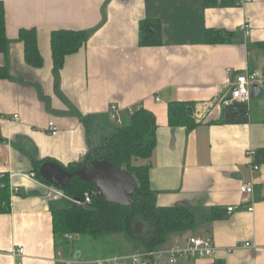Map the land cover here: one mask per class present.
<instances>
[{"label": "crops", "instance_id": "obj_1", "mask_svg": "<svg viewBox=\"0 0 264 264\" xmlns=\"http://www.w3.org/2000/svg\"><path fill=\"white\" fill-rule=\"evenodd\" d=\"M0 1L9 40L6 54H0V67L8 73L0 79V115L21 117L0 120V174H8L19 190L11 196V211L0 214V264H60L58 253L67 264H113L111 258L135 253L120 235L106 238L110 250L98 259L87 256L82 238L57 240L51 212L65 199L30 177L34 159L67 167L103 146L119 128L108 115L112 103L125 110L142 105L155 116L150 183L157 204L194 212L195 229L171 235L163 247L184 246L191 237L210 238L218 248L238 247L215 259L177 264H264V87L248 103L230 100L229 88L247 70L264 80V0L228 8L205 7L204 0ZM145 19L161 21V46L140 47ZM244 23L251 28L248 36ZM21 29L37 30L41 68L26 63ZM60 29L86 30L90 36L56 71L50 38ZM210 29L233 37L206 44ZM171 102L193 103L198 127L189 133L170 127ZM122 116L125 125L130 117L126 111ZM49 122L58 127L56 136L49 133ZM252 163L260 171L253 196L244 197L240 187L254 178ZM213 209L224 216L208 221ZM247 242L255 247H243ZM19 246L25 255L14 258ZM154 264L169 263L160 255Z\"/></svg>", "mask_w": 264, "mask_h": 264}, {"label": "trees", "instance_id": "obj_2", "mask_svg": "<svg viewBox=\"0 0 264 264\" xmlns=\"http://www.w3.org/2000/svg\"><path fill=\"white\" fill-rule=\"evenodd\" d=\"M240 0H204L205 7H237ZM90 32L86 30L60 29L51 33L50 45L56 71H59L68 56L76 54L88 41ZM233 33L210 29L205 32V42L209 45H221L230 42ZM19 39L24 44L26 63L33 68H41L44 58L39 50L36 29H21ZM6 11L0 1V54L8 50ZM139 45L159 47L162 45V24L158 19H145L139 26ZM264 49V44H260ZM8 77L5 67H0V79ZM170 127L185 128L192 132L198 127L194 119V104L190 102H171L168 107ZM158 124L155 116L141 108L129 122L119 127L115 133L105 139L101 147L93 148L86 154L82 162L71 163L64 167L74 173L92 160H107L118 168L130 173L137 182V190L133 193L134 203L121 206L103 200L99 190L93 184L73 176L65 189V206L52 207L53 232L57 240L64 239L65 234L87 237L94 241L114 235H123L133 250L154 252L167 244L173 234L192 231L196 227L195 215L190 207H161L157 204V194L150 183V160L157 147ZM145 161L135 165L134 161ZM48 160H32V172L39 176L40 167ZM49 184V183H47ZM51 185V184H50ZM91 196V203L83 205L85 195ZM11 184L8 174H0V214L11 211ZM224 216L220 209H213L208 221ZM146 225L144 235L134 231L136 222ZM219 264V263H217Z\"/></svg>", "mask_w": 264, "mask_h": 264}, {"label": "built area", "instance_id": "obj_3", "mask_svg": "<svg viewBox=\"0 0 264 264\" xmlns=\"http://www.w3.org/2000/svg\"><path fill=\"white\" fill-rule=\"evenodd\" d=\"M252 2V0H240L237 7H242L247 3ZM242 31L246 36L251 34V28L248 23H244L242 25ZM262 74L258 71L247 70L241 75H238L235 80L229 83V88L231 92L230 100H236L241 102H250L252 99L253 87L258 86L260 89L264 87V80L262 79ZM156 101L160 102V98H156ZM142 108V105L138 107H130L126 110L119 103H112L108 109L109 118L117 125L123 126L124 119L122 116V112L126 111L127 116L132 117L138 110ZM0 120H8L10 122H20L21 117L19 114H14L12 116L0 115ZM48 131L52 136H56L58 134V127L54 122H49ZM85 156V154H83ZM250 158L254 156L253 152L249 153ZM260 171V166L256 163H252V172L254 174V178L250 182L243 183L240 187V192L244 197L253 196L255 192V179L258 177L255 176ZM30 177L36 179L41 182L40 179L35 175V173H31ZM43 183V182H42ZM47 184V183H46ZM50 185V184H48ZM55 192H57L63 199L65 198L63 192L51 185ZM19 190L17 188L11 187V196L12 194H17ZM79 204L88 205L91 203V196L87 193L85 195V200L83 202L77 201ZM235 208L229 207L228 212H233ZM249 212L254 211V206L248 207ZM65 239L72 240V234H65ZM243 247H255L251 243H245ZM238 247H230V248H218L212 239H204L201 237H191L187 239L186 244L184 246L176 244L173 247H162L154 252H143L137 251L130 255L125 256H115L109 260V262L113 264H154V258L160 255H163L167 258L169 264H177L178 261L182 259H215L217 258L219 253L230 254ZM14 258L23 257L25 255V248L19 246L12 253ZM58 263L67 264L68 262L61 258V253H58ZM21 264V263H17Z\"/></svg>", "mask_w": 264, "mask_h": 264}, {"label": "water", "instance_id": "obj_4", "mask_svg": "<svg viewBox=\"0 0 264 264\" xmlns=\"http://www.w3.org/2000/svg\"><path fill=\"white\" fill-rule=\"evenodd\" d=\"M259 93L260 88L254 86L252 98H256ZM39 176L60 190L65 189L72 177L75 176L96 186L104 201L125 207L134 203L133 193L137 190V182L134 177L107 160H92L74 173L68 172L56 162L49 161L40 167ZM134 231L137 235H144L146 232L145 223L136 222Z\"/></svg>", "mask_w": 264, "mask_h": 264}, {"label": "rangeland", "instance_id": "obj_5", "mask_svg": "<svg viewBox=\"0 0 264 264\" xmlns=\"http://www.w3.org/2000/svg\"><path fill=\"white\" fill-rule=\"evenodd\" d=\"M134 163H135V165H142L145 163V161H143L141 159H136L134 161ZM61 205H62V207H64L65 203L63 202ZM120 236H123V235H120ZM75 238H76V240H80V238H82L83 241H82L80 246L84 250V252L87 254V256H89L90 258L98 259L97 257H101V256L106 257L107 252L110 250V245L106 241L107 240L106 238H102L98 241H94V240L87 238V237H78L77 236ZM102 253H104V255H101Z\"/></svg>", "mask_w": 264, "mask_h": 264}]
</instances>
